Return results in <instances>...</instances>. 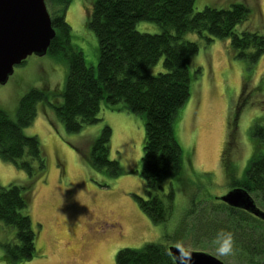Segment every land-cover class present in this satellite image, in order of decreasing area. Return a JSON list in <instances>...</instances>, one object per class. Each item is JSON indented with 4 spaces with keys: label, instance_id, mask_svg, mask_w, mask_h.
<instances>
[{
    "label": "rangeland",
    "instance_id": "obj_1",
    "mask_svg": "<svg viewBox=\"0 0 264 264\" xmlns=\"http://www.w3.org/2000/svg\"><path fill=\"white\" fill-rule=\"evenodd\" d=\"M45 1L51 15L50 0ZM234 3L250 9L248 21L239 29L264 32V0H196L195 8L200 11L206 6L222 8ZM65 16L73 31V45L87 65L95 67L99 44L85 27L83 0H72ZM137 29L161 31L158 24L149 21H140ZM205 36L185 35L200 48L190 58L191 96L177 127L188 178L183 175L173 184L175 207L169 220L156 224L140 208V199L146 198L138 167L145 138L141 115L103 102L98 123L69 133L49 103L41 101L36 117L23 131L39 140L45 168L37 169L31 179L25 170L0 157V186L32 183L29 212L37 233V253L17 264H117L120 249H137L147 243L205 251L225 264H247L234 253L218 255L211 241L217 230L227 226L222 222L226 215L216 211L225 204L216 198L232 189L223 159L232 161L237 169L234 176L240 178L253 154L254 128L264 126V91L259 89L264 56L249 69L245 60L231 52L230 39L212 38L208 42ZM62 55L29 56L15 67L8 82L0 85V107L13 120L17 119L21 98L30 89L46 91L50 100H61L51 93L65 85L68 58ZM162 71L163 60L148 73ZM262 83L264 86V80ZM106 125L112 130L110 158L118 160L122 168L115 178L98 172L86 161L85 152ZM257 206L264 210L261 204ZM11 233L0 221V264H9L3 260L2 243L14 238Z\"/></svg>",
    "mask_w": 264,
    "mask_h": 264
},
{
    "label": "trees",
    "instance_id": "obj_2",
    "mask_svg": "<svg viewBox=\"0 0 264 264\" xmlns=\"http://www.w3.org/2000/svg\"><path fill=\"white\" fill-rule=\"evenodd\" d=\"M71 2L50 0L56 36L48 54L68 58L65 85L51 93L61 100H50L49 93L33 88L21 98L16 120L0 107V157L25 170L31 179L36 177L37 169L45 168L39 140L23 131L36 117L41 101L49 103L69 133L98 123L103 102L113 109L137 113L145 124L143 156L138 167L146 198L140 199V208L154 223L164 224L175 207L173 184L183 175L187 177L177 127L191 96L190 58L198 53L200 45L185 39V35H207L208 42L212 38L230 39L233 55L254 69L264 56V32L239 29L250 15L243 3L222 8L206 6L197 11L196 0H83L85 27L95 34L99 44L98 63L90 67L72 43L73 31L65 16ZM140 21L154 22L161 31L141 32L137 29ZM161 60L164 71L149 74L148 70ZM263 80L264 74L259 82V89L264 91ZM111 132L109 126H104L85 154L90 166L115 178L122 168L118 160L110 158ZM251 140L253 154L241 177L234 176L237 169L228 157L223 159L224 168L231 176V188H245L264 208V126H255ZM166 181L169 182L165 184ZM31 187V182L0 186V221L14 235L2 243L3 260L9 264L30 260L37 253V233L29 212ZM216 211L226 215L222 222L227 225L225 230L233 234L234 255L247 264H264V221L226 204H220ZM116 263L175 264L169 246L158 243L122 248Z\"/></svg>",
    "mask_w": 264,
    "mask_h": 264
},
{
    "label": "water",
    "instance_id": "obj_3",
    "mask_svg": "<svg viewBox=\"0 0 264 264\" xmlns=\"http://www.w3.org/2000/svg\"><path fill=\"white\" fill-rule=\"evenodd\" d=\"M56 36L45 0H0V85L8 82L16 66L29 56H45ZM227 206L242 209L264 221V210L253 196L236 187L217 197ZM175 264H225L205 252L169 246Z\"/></svg>",
    "mask_w": 264,
    "mask_h": 264
},
{
    "label": "clouds",
    "instance_id": "obj_4",
    "mask_svg": "<svg viewBox=\"0 0 264 264\" xmlns=\"http://www.w3.org/2000/svg\"><path fill=\"white\" fill-rule=\"evenodd\" d=\"M211 243L215 246L216 252L220 256H228L235 251V240L231 231L219 229ZM186 264H191L190 256L187 258Z\"/></svg>",
    "mask_w": 264,
    "mask_h": 264
}]
</instances>
